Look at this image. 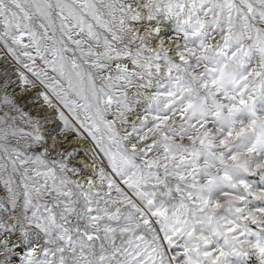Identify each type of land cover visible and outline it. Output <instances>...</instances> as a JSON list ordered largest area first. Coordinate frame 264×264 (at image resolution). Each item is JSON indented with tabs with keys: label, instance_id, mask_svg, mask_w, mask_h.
<instances>
[{
	"label": "snow or ice",
	"instance_id": "obj_1",
	"mask_svg": "<svg viewBox=\"0 0 264 264\" xmlns=\"http://www.w3.org/2000/svg\"><path fill=\"white\" fill-rule=\"evenodd\" d=\"M0 264H264V0H0Z\"/></svg>",
	"mask_w": 264,
	"mask_h": 264
}]
</instances>
